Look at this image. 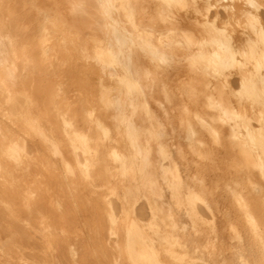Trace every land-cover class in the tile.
<instances>
[{
    "label": "bare ground",
    "instance_id": "bare-ground-1",
    "mask_svg": "<svg viewBox=\"0 0 264 264\" xmlns=\"http://www.w3.org/2000/svg\"><path fill=\"white\" fill-rule=\"evenodd\" d=\"M21 257L264 264V0H0V264Z\"/></svg>",
    "mask_w": 264,
    "mask_h": 264
},
{
    "label": "rangeland",
    "instance_id": "rangeland-1",
    "mask_svg": "<svg viewBox=\"0 0 264 264\" xmlns=\"http://www.w3.org/2000/svg\"><path fill=\"white\" fill-rule=\"evenodd\" d=\"M153 119L154 120H160V121H166L167 119L165 117H162L161 114L159 115H154L153 116ZM219 131V127H216L214 128L211 132H210V135L211 137H214L215 136V132H218ZM171 161V160H170ZM166 163V161L164 162ZM171 162L168 163V165L170 164ZM167 164V163H166ZM111 230L109 229V227L107 226V233L110 234ZM59 261H54V263H57ZM12 263L13 264H38V263H41L39 261H37L36 259H30V258H25V257H21V259H14L12 260Z\"/></svg>",
    "mask_w": 264,
    "mask_h": 264
}]
</instances>
